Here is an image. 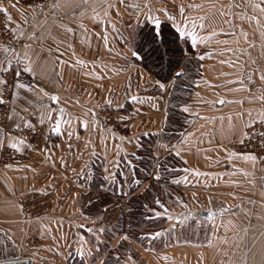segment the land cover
<instances>
[{
  "label": "crops",
  "instance_id": "1",
  "mask_svg": "<svg viewBox=\"0 0 264 264\" xmlns=\"http://www.w3.org/2000/svg\"><path fill=\"white\" fill-rule=\"evenodd\" d=\"M194 4L202 7L189 8ZM0 5L7 9V24L28 45L23 54L35 72L30 75L36 91L16 88L9 124L17 129L33 116L42 131L36 148L23 144L17 150L21 158L2 163L4 146L16 137L0 127V261L96 264L89 249L103 261L106 251L119 255L125 241L117 231L119 203L126 200L131 210V199L157 188L163 193L146 208L152 218L166 219L151 232L164 235H144L164 238V244L151 247L127 235L137 252L130 264H264V165L232 148L247 127L264 121V0H151L153 9H167L178 19L180 5L186 17H208L203 29L195 28L208 39L189 48L200 66L184 104L190 111H182L183 129L168 131L166 138L172 87L157 90L158 78L129 59L130 45L121 39L132 26L128 0H46L39 7L0 0ZM5 55L0 49V59ZM40 89L60 96L59 104L43 102L65 109L71 124L61 134L38 121ZM100 109L118 112L114 125H107ZM49 190L56 192L52 212L28 218L21 203ZM203 209L215 213L211 222L199 218ZM195 221L209 226L204 240L196 238Z\"/></svg>",
  "mask_w": 264,
  "mask_h": 264
},
{
  "label": "snow or ice",
  "instance_id": "2",
  "mask_svg": "<svg viewBox=\"0 0 264 264\" xmlns=\"http://www.w3.org/2000/svg\"><path fill=\"white\" fill-rule=\"evenodd\" d=\"M137 8L140 6L137 5ZM144 7L147 11H142L141 15L143 16V21L141 22L138 17L135 25L130 26L129 34L127 37L121 35V39L126 43L131 45L129 51L131 52V57L133 59H139L140 61L145 60V49H148V52H160V46L165 45L164 52L160 54V61L165 59V53H170L172 55L168 56V76L163 77L161 79H156L154 81V85L157 90L162 93H167L169 91V86L175 87L176 80L180 77L185 76L187 70V63L191 61L192 55L189 53L188 49H195L198 43L206 42L207 37L198 36L195 28L198 26L201 29L204 28V21L208 18L206 16H199L195 18H189L184 15L185 8L183 5H180L179 8V16L180 19L177 18V15L169 12L167 9L156 10L153 9L150 0L145 3ZM202 5L194 4L190 5L189 8H201ZM259 7V5H257ZM7 12V9H4ZM264 11V8L261 9ZM251 19V17H248ZM8 19L11 20V16H8ZM199 21V23H197ZM259 23V20H257ZM114 27V25H113ZM13 32H16L17 29H12ZM68 31H72L71 28ZM210 35H215V33H211ZM20 36H23V32H20ZM15 38V37H14ZM106 39V37H105ZM25 48L28 45H24ZM0 49L3 50L4 53H8L5 55L3 59H0V73L7 74L9 71H13L15 77H19L22 72H28L35 75L34 68L32 67L31 59L27 52H24L21 55L19 52H16L15 48L10 47L7 44H0ZM231 51V49H229ZM175 56V59L172 56ZM202 58V57H201ZM15 62V68L13 64ZM25 63V67H21V63ZM80 64H84L85 61L80 60ZM161 67H164L163 63H161ZM261 79H264V75L261 76ZM167 81V82H165ZM8 86V81L0 76V104L6 103L4 100V88ZM15 88L23 89L27 88L29 91H36L32 86L22 83L19 79L15 80ZM38 87V86H37ZM11 92L12 89H9ZM43 92V96L39 97V112H38V121L41 125L47 123L51 129V132L56 134H61L62 126L64 124H71L70 119L65 118V109L63 107L59 108H51L48 103L43 102L44 98H48L51 101H55L59 104L60 96L58 94H49L48 92L43 91V89L39 90ZM18 94V93H17ZM131 100L137 101L140 99L139 96H131ZM264 99V97H262ZM223 103V101H220ZM112 102L109 100L108 104ZM117 108L121 107L120 105L116 106ZM182 111L184 113H188L190 111L189 107L184 105L182 106ZM53 113H58V115H53ZM95 116V112H93ZM11 116H8L7 119H11ZM123 119V117H121ZM24 123L28 126V128L32 129L35 125L32 124L30 120L25 119ZM88 121L85 119L83 121V127L87 128ZM15 127L19 129L21 127L20 124H16ZM26 141L23 137L13 138L10 144L8 145L12 149L23 151L21 145L25 144ZM0 147H3L2 141H0ZM161 147H166L165 145H161ZM177 156L180 155L179 151L175 153ZM159 155V154H157ZM246 159L255 160L257 157L252 153L243 154ZM131 164V161H129ZM199 174V173H198ZM156 180H159L160 173L156 172L155 177ZM137 184L140 183L139 180L136 181ZM157 204H160L159 199L156 200ZM225 209H220V212L223 214ZM156 216H160V212L155 213ZM191 215V213H189ZM215 215L214 212L210 210L209 219H212ZM169 219H172V216L169 215ZM175 219L179 220L180 217L177 216ZM89 232L92 231L91 228L88 229ZM99 232H104V228L98 229ZM153 238L160 237L164 235V232H155L149 234ZM123 240H127L128 236L125 234L122 237ZM99 250V249H97ZM78 255L83 257L85 252L82 247H78L76 249ZM88 255L92 257V260L96 262V264H105V261L97 259L96 256L92 255V250L89 249ZM5 264H13L11 260L6 261ZM242 264H246V260L242 262Z\"/></svg>",
  "mask_w": 264,
  "mask_h": 264
},
{
  "label": "built area",
  "instance_id": "3",
  "mask_svg": "<svg viewBox=\"0 0 264 264\" xmlns=\"http://www.w3.org/2000/svg\"><path fill=\"white\" fill-rule=\"evenodd\" d=\"M25 6H43L46 0H14ZM4 7L0 5V44H7L12 48H15L16 52L23 55L24 44L23 40L12 31V28L7 24V14L4 11ZM15 37V38H14ZM25 63H21V67H25ZM15 68V62L13 64ZM3 78L8 81V86L4 88V100L6 103L0 104V127L6 132L12 134L14 137H23L26 141V145L36 148L42 139V131L37 125L35 117H31L29 120L35 125L30 129L27 125L13 129L10 127L8 116H11L15 98V80L19 79L22 83L30 86L35 85V80L28 72H22L19 77H15L13 71H9L7 74H2ZM9 89H12L10 92ZM99 115L103 116L107 121V125H114L115 118L118 115L116 110L100 109ZM118 125H122L121 121H118ZM9 145V144H8ZM8 145H5L1 152V162L8 163L15 158H21V154L12 149ZM232 148L235 152L240 154L252 153L259 162L264 165V121L256 122L246 128L245 134L240 142L232 144ZM56 192L49 190L41 192L36 196L26 199L21 203L23 213L28 218H44L47 217L53 209L54 199ZM120 213L118 216V235L124 236L128 230V205L126 200L119 203Z\"/></svg>",
  "mask_w": 264,
  "mask_h": 264
},
{
  "label": "trees",
  "instance_id": "4",
  "mask_svg": "<svg viewBox=\"0 0 264 264\" xmlns=\"http://www.w3.org/2000/svg\"><path fill=\"white\" fill-rule=\"evenodd\" d=\"M130 30V29H129ZM129 34V31H128ZM165 45L160 46V52H148V49H145V60L140 61L139 59H134L137 63L142 65L146 70L151 72L155 77L161 79L163 77L168 76V56L172 55L170 53H165V59L160 61V54L164 52ZM175 59V56H172ZM161 63H163L164 67H161ZM200 75V66L198 62V58L192 56L190 62L187 63L186 74L183 77H180L176 80V85L173 88L169 97L168 103V120L166 131L164 132V136L166 138L168 131H170L173 135L175 132H178L183 129L185 125L184 114L182 112L181 107L187 103L190 99V96L194 89V82ZM167 82V81H165ZM152 143V141H150ZM163 192L158 191L155 188L150 195H146L148 197H138L131 199V210L128 212V230L127 234L132 237V239L136 238V233L141 229H161L165 226L166 219L163 218H152L150 216V212L147 211L146 204L152 203L157 196L161 195ZM151 205V204H150ZM178 223V222H177ZM178 225V224H175ZM153 230V231H154ZM151 231V232H153ZM150 232V233H151ZM141 233V232H140ZM149 234V233H148ZM148 237V235H146ZM149 239V237H148ZM164 239V238H162ZM155 240L156 239H152ZM129 242H122L118 249L120 255H128L134 253L133 247L130 248ZM129 246V247H128ZM132 257V256H131ZM116 258L110 257L105 260V264H115Z\"/></svg>",
  "mask_w": 264,
  "mask_h": 264
},
{
  "label": "rangeland",
  "instance_id": "5",
  "mask_svg": "<svg viewBox=\"0 0 264 264\" xmlns=\"http://www.w3.org/2000/svg\"><path fill=\"white\" fill-rule=\"evenodd\" d=\"M146 2H148V0H128V7H129V9H128V21H129V24H132V26H134L138 17L140 18L141 22L143 21V16L141 15V12L142 11H147V9L144 7ZM150 3H151V0H150ZM137 5H139L140 7L137 8L136 7ZM34 7H38V6H34ZM130 47H131V45L127 47L128 54H129V59L131 57V52L129 51ZM188 51H189V49H188ZM150 204L152 205L153 203L150 202ZM199 218H201V217H199ZM201 219L206 220L205 218H201ZM115 225H116V221H115ZM191 226H192L193 230H196L198 232L196 234V238L204 240L205 235L209 231L208 224L206 222H202V225H201L198 222H196V223L191 224ZM189 227H190V224H187V226L181 225L180 234L183 235L184 234V229L188 230ZM117 228H118V221H117ZM153 230L154 229H151V231H153ZM151 231L148 230V229H144L143 228L139 232L136 233L137 234L136 238H134L133 240H135V241L138 240V241H141V243H143L144 245L149 244L151 247H157V248H158V245L160 244V247H161L164 244V241L162 239H156V241L155 240H148V237H146V235H144L146 233H150ZM94 241L96 243H98L99 241H101V239L96 238ZM146 241H148V243ZM169 241H172V240H169ZM123 242H129L128 244H130V248L133 247V244L130 241L125 240ZM103 244H105V246H107L106 242L103 243ZM133 249H134V247H133ZM103 250H104V248H103ZM130 255L132 256L131 258L128 257L126 254L124 256L120 255V254L119 255H114L113 253L106 251L105 260L107 258H109V256L110 257L114 256L116 258L114 260L115 264H120V263L121 264H125V263L126 264H130L132 259L137 258V252L135 251V249H134V253L130 254Z\"/></svg>",
  "mask_w": 264,
  "mask_h": 264
},
{
  "label": "water",
  "instance_id": "6",
  "mask_svg": "<svg viewBox=\"0 0 264 264\" xmlns=\"http://www.w3.org/2000/svg\"><path fill=\"white\" fill-rule=\"evenodd\" d=\"M209 216H210V210H208V209H203L199 213V217L205 218L211 222L213 218L209 219ZM9 260H11L13 262V264H33L32 258H15V259H9ZM9 260H1L0 264H5V262L9 261Z\"/></svg>",
  "mask_w": 264,
  "mask_h": 264
}]
</instances>
